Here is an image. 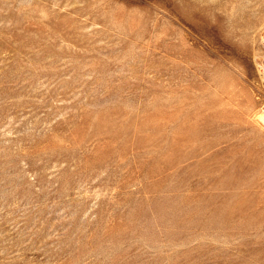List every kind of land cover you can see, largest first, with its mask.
Returning a JSON list of instances; mask_svg holds the SVG:
<instances>
[{"label":"rangeland","instance_id":"1","mask_svg":"<svg viewBox=\"0 0 264 264\" xmlns=\"http://www.w3.org/2000/svg\"><path fill=\"white\" fill-rule=\"evenodd\" d=\"M263 75L264 0H0V264H264Z\"/></svg>","mask_w":264,"mask_h":264},{"label":"bare ground","instance_id":"2","mask_svg":"<svg viewBox=\"0 0 264 264\" xmlns=\"http://www.w3.org/2000/svg\"><path fill=\"white\" fill-rule=\"evenodd\" d=\"M263 69V68H262ZM261 70V69H260ZM262 74V73H261ZM264 76V75H263Z\"/></svg>","mask_w":264,"mask_h":264}]
</instances>
